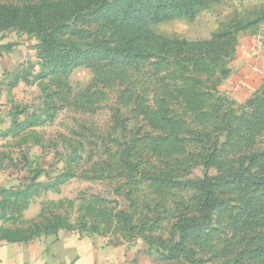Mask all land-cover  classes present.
Returning <instances> with one entry per match:
<instances>
[{
  "label": "rangeland",
  "instance_id": "374dc122",
  "mask_svg": "<svg viewBox=\"0 0 264 264\" xmlns=\"http://www.w3.org/2000/svg\"><path fill=\"white\" fill-rule=\"evenodd\" d=\"M24 3L0 0V38L27 47L0 122V238L94 236L140 241L156 264H264V0H209L151 25L160 39L145 61L59 72L12 19Z\"/></svg>",
  "mask_w": 264,
  "mask_h": 264
},
{
  "label": "trees",
  "instance_id": "16d2710c",
  "mask_svg": "<svg viewBox=\"0 0 264 264\" xmlns=\"http://www.w3.org/2000/svg\"><path fill=\"white\" fill-rule=\"evenodd\" d=\"M21 1L25 3L15 7L17 11L11 12L12 19L18 28L27 29L31 26L32 32L37 33L34 48L36 52L43 53L38 65L45 68L54 65L52 71L59 72L64 65L63 70L69 71L95 60L110 65L145 61L151 57L149 50L154 45L149 41L160 39L151 32V25L181 15L193 16L209 0ZM93 19L96 26L90 28ZM86 41L89 43L84 48ZM217 181L211 182L215 184L214 188L218 185ZM211 183H203L208 188V197L205 199L208 206L200 209L205 213L214 206ZM260 183H264V180L255 185L262 186ZM0 189L4 193L11 187L5 184ZM205 189L200 187L199 191ZM183 228L188 230L192 225L185 224ZM184 250L177 249V253Z\"/></svg>",
  "mask_w": 264,
  "mask_h": 264
},
{
  "label": "crops",
  "instance_id": "0c3cea01",
  "mask_svg": "<svg viewBox=\"0 0 264 264\" xmlns=\"http://www.w3.org/2000/svg\"><path fill=\"white\" fill-rule=\"evenodd\" d=\"M248 44L249 42L242 47L246 60L251 57L247 51ZM25 50L27 47L22 41L9 43V40L0 38V122L1 116H6L3 111H9V106L4 100L8 95L7 91L14 93L22 84L19 81L20 83L17 82L12 89L8 86L13 72L21 69L24 54L27 53ZM15 102L17 103V99ZM2 130L4 128L0 126V135ZM154 255L155 253L149 251L140 241L112 245L99 237L70 234L28 241L0 238V264H156Z\"/></svg>",
  "mask_w": 264,
  "mask_h": 264
},
{
  "label": "built area",
  "instance_id": "2783aa9c",
  "mask_svg": "<svg viewBox=\"0 0 264 264\" xmlns=\"http://www.w3.org/2000/svg\"><path fill=\"white\" fill-rule=\"evenodd\" d=\"M234 89H236V88H234Z\"/></svg>",
  "mask_w": 264,
  "mask_h": 264
}]
</instances>
